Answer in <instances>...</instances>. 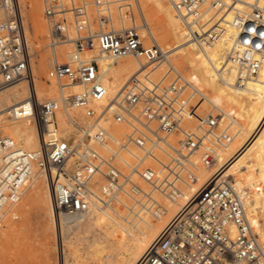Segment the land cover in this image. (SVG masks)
<instances>
[{
    "label": "built area",
    "instance_id": "obj_1",
    "mask_svg": "<svg viewBox=\"0 0 264 264\" xmlns=\"http://www.w3.org/2000/svg\"><path fill=\"white\" fill-rule=\"evenodd\" d=\"M43 1L50 46L68 39L70 27L77 31L70 57L53 63L47 76L81 89L67 97L37 98L18 2L0 0V90L26 82L27 95L10 106L8 117H32L39 141L31 151L0 135V221L19 202L35 163L47 177L54 209L72 215L112 205L119 194L147 195L140 182L167 196L195 183V164H213L216 149L230 139L219 112L210 104L202 108V95L171 64L158 80L148 73L130 76L120 87V101H111L97 62L84 57L96 43L110 57L164 58L156 43L143 41L139 0ZM166 1L197 44L219 38L224 25L230 26L225 63L235 66V83L257 75L264 64V0ZM113 19L120 22L116 28ZM67 103L91 122L111 116L128 131L114 139L97 126L85 142L74 144L73 132L63 135L57 118ZM217 171L192 192L135 264H264V241L233 183L215 176Z\"/></svg>",
    "mask_w": 264,
    "mask_h": 264
},
{
    "label": "bare ground",
    "instance_id": "obj_2",
    "mask_svg": "<svg viewBox=\"0 0 264 264\" xmlns=\"http://www.w3.org/2000/svg\"><path fill=\"white\" fill-rule=\"evenodd\" d=\"M17 2L20 8L19 0ZM26 5L29 6L28 3ZM138 7L142 14L140 33L144 43L151 41L160 47L157 40L160 35L155 33L150 22L151 16L157 17L168 30L172 41L171 48H175L170 54L173 55L171 58L166 56L165 51L164 62L171 64L178 72L181 70L183 72L181 75L190 83L192 91H197L207 104L218 110L221 125L227 128L230 139L216 149L213 164L210 166L195 164V183L180 186L178 195H162L140 182L147 195L119 194L114 204L95 207L88 213L80 215L66 214L54 209L47 177L41 167L33 173L35 168L33 164L31 171L33 180L38 176L45 180L42 198L45 200L47 212L52 218L57 219L58 224L82 221L83 228L97 231V236H92L88 247L99 253V260L89 264H135L156 241L165 224L190 198L192 192L218 170L215 176L227 177L233 183L256 233L264 241V64L256 76L237 84L234 81L235 66L229 62L225 63V54L230 43L229 35L232 34L230 26L224 25V31L219 38L197 44L186 37L180 19L166 0H147L141 4L138 2ZM205 13L204 17H208L209 12L206 10ZM3 17L4 12L0 10V19ZM119 24L118 20L113 19L111 27L116 28ZM121 25L128 26L129 22L121 20ZM25 28L32 36L39 32L46 33L41 25V19L35 14L25 21ZM75 33L77 31L74 27H70L68 39L63 42L72 41ZM71 52L67 50L64 54L69 58ZM57 55L53 49L51 53L53 63L59 62ZM84 57L97 62L99 79L106 87V96L111 101L113 99L120 101V87L130 76L151 71V68L147 67L148 62L143 58L106 56L98 51L96 43ZM33 65L39 69L44 68L40 62ZM30 68L32 76L35 75L31 61ZM57 83L60 94L53 99L67 97L81 89L77 84L59 81ZM65 86H69L74 92L65 94L63 92ZM35 90L40 101L52 99L43 97L36 85ZM27 92L25 81H18L1 89L0 112L5 111L7 116L10 106L23 99V94ZM67 104L68 109L57 111V118L63 135L73 132L74 144L85 142L86 134L91 133L97 126L106 128L114 139L122 138L128 131V127L116 118L110 116L91 122L79 109L71 107L70 103ZM131 112L136 113V110L132 109ZM0 135L27 150L35 151L39 146L32 117L7 119L0 116ZM193 160L196 163L197 158L194 157Z\"/></svg>",
    "mask_w": 264,
    "mask_h": 264
},
{
    "label": "rangeland",
    "instance_id": "obj_3",
    "mask_svg": "<svg viewBox=\"0 0 264 264\" xmlns=\"http://www.w3.org/2000/svg\"><path fill=\"white\" fill-rule=\"evenodd\" d=\"M145 1L147 2V0ZM145 1L139 0L138 2L141 4ZM64 2L67 3L68 0H64ZM27 3L29 6L26 5ZM43 3V0H19L31 67L35 71L33 74L36 75H33L34 78L36 77L34 84L36 88H39L38 92L43 97L53 99L59 96L60 89H58V81L47 76V71L53 64L51 53L55 49L58 53L57 57L59 56V63L65 62L68 57L64 53L67 50L71 52L73 44L72 41H66L67 43L61 42L53 47L49 45L46 22L43 16ZM111 7L115 10V5ZM90 10L92 12L93 9L90 8ZM33 14L41 19V25L46 33L39 32L36 36L28 33L27 28H25V21L31 18ZM150 22L155 33L161 36H158L157 40L160 47L166 51V56H173L170 54L175 48H171L172 41L167 28L158 21L157 17L151 16ZM162 61L163 63H161ZM36 62L38 64L40 62L44 68L39 69L33 65ZM156 63L148 62L149 66L147 65L151 68L148 74L153 80L160 79L168 65L163 59L156 61ZM179 72L183 73L181 70ZM63 92L70 94L74 91L69 86H65ZM26 95L23 94L22 98ZM202 101L198 104L202 108H208L209 104L204 100ZM0 116L11 119L5 115V111H1ZM84 123L81 122V124ZM34 165L33 173L36 172L37 168H40L38 163ZM44 181L40 176L35 180L31 176L22 190L19 202L7 210L5 214L12 212L0 221V264H89L98 261L99 253L90 250L91 248L88 247L92 236H97V231L83 228L82 221L58 224L57 219L52 218L47 212L45 200L42 198Z\"/></svg>",
    "mask_w": 264,
    "mask_h": 264
}]
</instances>
